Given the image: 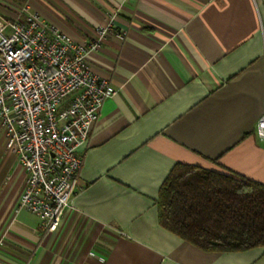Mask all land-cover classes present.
Returning <instances> with one entry per match:
<instances>
[{
	"label": "crops",
	"instance_id": "obj_1",
	"mask_svg": "<svg viewBox=\"0 0 264 264\" xmlns=\"http://www.w3.org/2000/svg\"><path fill=\"white\" fill-rule=\"evenodd\" d=\"M24 3L74 40L108 27L89 62L116 93L78 147L55 231L16 210L27 172L0 126V264H264V245L200 249L158 206L178 164L264 184V0H0V11Z\"/></svg>",
	"mask_w": 264,
	"mask_h": 264
},
{
	"label": "built area",
	"instance_id": "obj_2",
	"mask_svg": "<svg viewBox=\"0 0 264 264\" xmlns=\"http://www.w3.org/2000/svg\"><path fill=\"white\" fill-rule=\"evenodd\" d=\"M108 32L103 28L95 41H79L28 3L12 14L0 11V126L6 148L27 172L16 210L39 216L47 231L58 228L79 183L78 147L116 93L89 62ZM257 133L264 146V114Z\"/></svg>",
	"mask_w": 264,
	"mask_h": 264
},
{
	"label": "trees",
	"instance_id": "obj_3",
	"mask_svg": "<svg viewBox=\"0 0 264 264\" xmlns=\"http://www.w3.org/2000/svg\"><path fill=\"white\" fill-rule=\"evenodd\" d=\"M158 206L162 225L202 250L264 245V184L178 164Z\"/></svg>",
	"mask_w": 264,
	"mask_h": 264
}]
</instances>
